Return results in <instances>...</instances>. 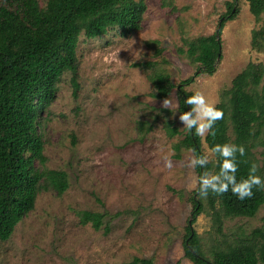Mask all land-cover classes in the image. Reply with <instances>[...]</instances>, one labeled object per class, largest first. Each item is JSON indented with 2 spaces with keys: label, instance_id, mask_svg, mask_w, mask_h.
<instances>
[{
  "label": "rangeland",
  "instance_id": "obj_1",
  "mask_svg": "<svg viewBox=\"0 0 264 264\" xmlns=\"http://www.w3.org/2000/svg\"><path fill=\"white\" fill-rule=\"evenodd\" d=\"M143 1L147 10L139 31L122 36L114 28L93 39L81 35L78 87L71 72L62 76L42 130L47 167L66 171L69 188L61 195L52 188L40 191L34 210L8 240H0V264H134L137 258L194 264L184 245L194 212L191 198L199 195L189 187L199 177L196 167L188 166L196 156L184 150L175 157L173 144L188 132L179 120V95L174 90L167 97L173 106L163 108L164 99L152 96L151 71L140 64L158 62L177 85L194 76L185 89L202 92L216 105L248 63H264V47L252 46V32L263 26L264 13L257 19L247 0H239V14L222 29L216 71L196 75L197 67L178 49L184 40L216 33L232 0ZM167 110L181 132L175 137L164 128ZM202 149L213 161L205 137ZM256 155L263 165L264 149ZM204 203L193 228L209 258L224 235L231 239L264 227L262 205L253 217L224 219L220 233L213 209ZM83 211L104 214L103 225L83 224Z\"/></svg>",
  "mask_w": 264,
  "mask_h": 264
},
{
  "label": "trees",
  "instance_id": "obj_2",
  "mask_svg": "<svg viewBox=\"0 0 264 264\" xmlns=\"http://www.w3.org/2000/svg\"><path fill=\"white\" fill-rule=\"evenodd\" d=\"M238 2H227L220 35L225 23L239 14ZM247 2L251 13L261 18L264 0ZM146 10L143 0H0V240H8L17 224L34 210L42 189L52 188L61 195L69 188L66 171L47 167L42 130L62 76L71 72L78 87L77 49L81 35L93 39L116 28L122 36H129L142 28ZM184 44L178 52L197 67L196 75H211L216 71L222 48L216 33L184 40ZM252 46L264 47V24L253 30ZM140 65L151 71L148 76L154 86L153 97L166 99L177 90L181 110H191L185 101L194 92L186 90L184 85L191 84L194 76L177 85L158 62ZM215 106L224 112V118L214 125L215 135L209 133L205 137L211 152L217 144L243 145L246 154L237 153V181L247 178L253 163L258 166L256 175L264 179V164L260 165L256 155L259 148L264 149V63H248L234 77L231 87L222 91ZM171 114L167 110L163 124L167 135L175 137L181 132ZM173 148L176 158H181L184 150L192 151L196 157L205 156L202 137L195 135L194 129L174 143ZM213 155L214 160L206 167L197 165L199 177L206 171L219 172L222 158ZM253 192L251 199L243 201L230 189L222 196L209 193L207 198L199 195L191 198L192 226H187L184 245L189 260L194 264L264 263V227L250 235L233 234L231 239L223 234L224 241L212 248L210 258L193 228L197 216L205 211L204 200L213 209V226L220 233L224 219L255 216L264 205V189L253 188ZM80 218L83 224L92 223L99 229L104 214L83 211ZM133 263L155 264L150 259L138 258Z\"/></svg>",
  "mask_w": 264,
  "mask_h": 264
},
{
  "label": "clouds",
  "instance_id": "obj_3",
  "mask_svg": "<svg viewBox=\"0 0 264 264\" xmlns=\"http://www.w3.org/2000/svg\"><path fill=\"white\" fill-rule=\"evenodd\" d=\"M186 104L191 106V110L183 112L179 116V120L184 127L191 132L195 130V135L206 137L209 133L215 135L214 125L217 121L224 118V112L218 109L214 103H209L205 95L196 91L192 96L187 97ZM173 106L172 100L166 98L163 100L162 107L170 109ZM213 154H218L222 158L219 162V172L204 174L196 179H193L190 190L195 189L201 198H207L209 193L217 196L229 192L236 196L239 200L251 199L254 196L253 188L258 190L264 189V179L256 175L258 166L253 163L249 168L247 178L237 181L236 173L239 170L237 162V153L240 156L246 154L243 145H235L225 143L217 144L212 148ZM209 163L207 156L193 157L189 163V167L195 168L197 165L206 167ZM165 167L171 169L173 164L171 160H165Z\"/></svg>",
  "mask_w": 264,
  "mask_h": 264
},
{
  "label": "water",
  "instance_id": "obj_4",
  "mask_svg": "<svg viewBox=\"0 0 264 264\" xmlns=\"http://www.w3.org/2000/svg\"><path fill=\"white\" fill-rule=\"evenodd\" d=\"M219 28H220V26H219ZM219 28H218V30H217V32H216V35H217V38L218 39H220V37H221V35H220V33H219ZM220 60H221V53L219 54V56H218V60H217V63H219L220 62ZM190 225L192 226V218H190ZM192 230H193V228H192Z\"/></svg>",
  "mask_w": 264,
  "mask_h": 264
}]
</instances>
